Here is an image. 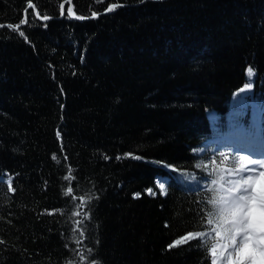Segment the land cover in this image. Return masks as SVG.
Returning a JSON list of instances; mask_svg holds the SVG:
<instances>
[{
	"label": "trees",
	"instance_id": "16d2710c",
	"mask_svg": "<svg viewBox=\"0 0 264 264\" xmlns=\"http://www.w3.org/2000/svg\"><path fill=\"white\" fill-rule=\"evenodd\" d=\"M31 2L53 17L0 0V264H211L169 245L202 227L198 165L264 140V0Z\"/></svg>",
	"mask_w": 264,
	"mask_h": 264
},
{
	"label": "snow or ice",
	"instance_id": "6c2138e0",
	"mask_svg": "<svg viewBox=\"0 0 264 264\" xmlns=\"http://www.w3.org/2000/svg\"><path fill=\"white\" fill-rule=\"evenodd\" d=\"M28 6L34 7L31 0ZM60 7L63 9V4ZM115 7L117 5H112L108 11ZM67 11L70 16L75 15L72 8ZM36 15L39 16L40 13L37 12ZM92 15L97 13L93 12ZM42 19L46 20L48 17L45 15ZM26 22L27 20H22L20 23ZM9 27L18 30L20 25ZM20 35L24 33L21 31ZM253 75V69L249 68L248 77ZM250 86L251 80L246 87ZM198 167L209 169L212 177L207 189L211 195L207 198L206 211L200 220L202 227L188 231L169 247L199 239L206 254L211 257V264H264V155L248 153L229 156L220 153L218 161L213 159L210 165ZM158 188L160 194L166 195L164 183L159 182ZM148 191L154 194L152 189ZM72 193L73 188L68 187L66 194ZM79 199L82 206L86 202L85 197ZM74 215L80 216L81 213L76 212ZM75 223L73 232L83 237V222L77 220ZM76 242L82 241L77 238ZM89 264L94 262L89 261Z\"/></svg>",
	"mask_w": 264,
	"mask_h": 264
},
{
	"label": "rangeland",
	"instance_id": "374dc122",
	"mask_svg": "<svg viewBox=\"0 0 264 264\" xmlns=\"http://www.w3.org/2000/svg\"><path fill=\"white\" fill-rule=\"evenodd\" d=\"M249 68L250 67H248V69ZM254 75H255V73H254ZM254 75L251 78L254 79ZM252 84H253V80L251 82V86H252ZM247 132L245 133V129L241 128L238 130V132H236L235 135L233 134L234 139L242 138L245 141L244 144L233 143V150L237 151L238 155L254 153L255 151H253V150H255V148L257 147V142H254V138L251 137V135H248L249 133H252V132H249V131H247ZM231 136L232 135H228L227 138H231ZM259 153H261V152H259ZM254 154H258V153H254ZM159 182H162L166 185V181L164 180V178H158V183Z\"/></svg>",
	"mask_w": 264,
	"mask_h": 264
},
{
	"label": "water",
	"instance_id": "95a60500",
	"mask_svg": "<svg viewBox=\"0 0 264 264\" xmlns=\"http://www.w3.org/2000/svg\"><path fill=\"white\" fill-rule=\"evenodd\" d=\"M68 1L71 2L69 8H72V0H68ZM31 3L34 5L33 8H34V10H35V13H37L38 11H37V8H36L35 4H34L33 2H31ZM28 8H29V6H28ZM63 15H64V9L61 10V15H60V17H62ZM25 16H26V15H25ZM71 16L76 17V18L78 17V16H76V15H71ZM38 17H39L41 20H45V19H42L43 16H41V15H39ZM47 17H48V19H51L53 16H47ZM48 19H46V20H48ZM79 19H85V18H82V17H81V18H79ZM23 24H24V23H23ZM0 25L3 26V25H6V23H0ZM2 26H0V27H2Z\"/></svg>",
	"mask_w": 264,
	"mask_h": 264
},
{
	"label": "bare ground",
	"instance_id": "6f19581e",
	"mask_svg": "<svg viewBox=\"0 0 264 264\" xmlns=\"http://www.w3.org/2000/svg\"><path fill=\"white\" fill-rule=\"evenodd\" d=\"M30 9V8H29ZM65 10V9H64ZM105 14V13H104ZM99 16V15H98ZM76 20H77V18H76ZM202 150V149H201ZM203 151V150H202ZM262 153V152H261Z\"/></svg>",
	"mask_w": 264,
	"mask_h": 264
}]
</instances>
